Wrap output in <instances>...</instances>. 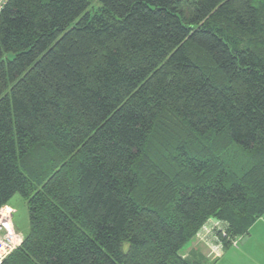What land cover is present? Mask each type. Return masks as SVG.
<instances>
[{
	"label": "trees",
	"instance_id": "obj_1",
	"mask_svg": "<svg viewBox=\"0 0 264 264\" xmlns=\"http://www.w3.org/2000/svg\"><path fill=\"white\" fill-rule=\"evenodd\" d=\"M16 195L30 231L3 264H206L181 255L204 225L248 236L264 0H9L0 208Z\"/></svg>",
	"mask_w": 264,
	"mask_h": 264
},
{
	"label": "crops",
	"instance_id": "obj_2",
	"mask_svg": "<svg viewBox=\"0 0 264 264\" xmlns=\"http://www.w3.org/2000/svg\"><path fill=\"white\" fill-rule=\"evenodd\" d=\"M197 237V236H196ZM193 239V245L185 252L184 258L192 261L202 260L206 264H264V216L253 224L249 231L248 241L242 244L244 238H237V246L221 245L220 241L198 244ZM215 238V234H214ZM215 251V252H214Z\"/></svg>",
	"mask_w": 264,
	"mask_h": 264
},
{
	"label": "built area",
	"instance_id": "obj_3",
	"mask_svg": "<svg viewBox=\"0 0 264 264\" xmlns=\"http://www.w3.org/2000/svg\"><path fill=\"white\" fill-rule=\"evenodd\" d=\"M9 0H0V11L4 8ZM15 210L10 206H3L0 208V264H3L17 249H19L23 242L24 236L18 232L14 224ZM220 221H210L205 226L211 227L214 230L222 234V237L227 238V233ZM238 239L232 240L231 245L237 246Z\"/></svg>",
	"mask_w": 264,
	"mask_h": 264
},
{
	"label": "rangeland",
	"instance_id": "obj_4",
	"mask_svg": "<svg viewBox=\"0 0 264 264\" xmlns=\"http://www.w3.org/2000/svg\"><path fill=\"white\" fill-rule=\"evenodd\" d=\"M9 206V205H7ZM10 207L16 211L14 215V224L18 228V232H21L24 236L27 235L30 231V225H29V210L26 201L20 196L16 195L10 202ZM216 232L211 227L203 226L202 229L198 232V235L195 239V241L198 244H205L208 243L210 246L209 240L220 241L221 245H224L223 240L226 237H222L221 233H218V235L214 234ZM193 245V242L189 243L188 246L183 250V252L190 249ZM215 252V251H214Z\"/></svg>",
	"mask_w": 264,
	"mask_h": 264
},
{
	"label": "water",
	"instance_id": "obj_5",
	"mask_svg": "<svg viewBox=\"0 0 264 264\" xmlns=\"http://www.w3.org/2000/svg\"><path fill=\"white\" fill-rule=\"evenodd\" d=\"M246 241H248V237H245V238L243 239L242 244H245Z\"/></svg>",
	"mask_w": 264,
	"mask_h": 264
}]
</instances>
